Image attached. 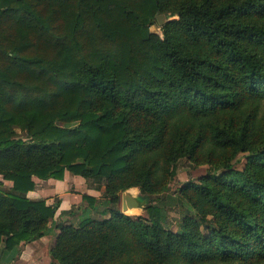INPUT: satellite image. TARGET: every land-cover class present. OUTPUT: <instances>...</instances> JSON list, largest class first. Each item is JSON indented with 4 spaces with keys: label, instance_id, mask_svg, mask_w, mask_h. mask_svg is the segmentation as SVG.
Returning <instances> with one entry per match:
<instances>
[{
    "label": "trees",
    "instance_id": "obj_1",
    "mask_svg": "<svg viewBox=\"0 0 264 264\" xmlns=\"http://www.w3.org/2000/svg\"><path fill=\"white\" fill-rule=\"evenodd\" d=\"M181 158L208 170L172 230ZM65 170L104 183L107 218L27 196ZM0 175L8 260L57 227L55 264H264V0H0ZM132 187L147 217L116 208Z\"/></svg>",
    "mask_w": 264,
    "mask_h": 264
},
{
    "label": "crops",
    "instance_id": "obj_2",
    "mask_svg": "<svg viewBox=\"0 0 264 264\" xmlns=\"http://www.w3.org/2000/svg\"><path fill=\"white\" fill-rule=\"evenodd\" d=\"M33 180L35 181V187L27 192V196L31 199H45L47 203L58 200V208L54 217L56 222H62L63 220L59 219L62 217H64L63 219L65 222H68L67 218L69 215H65L62 212L68 211L73 207H76L75 211H77V213H81V209H83L82 211L86 213L87 211L90 213L89 211L91 210L97 211L99 215H103V217H106L105 214L108 215L106 210L102 213V210L98 209V204L104 191L102 185L96 187L91 181L69 170L64 171L62 179H55L52 177L41 179L34 176ZM0 181L6 188L12 186V182L2 179L1 175ZM134 189L139 192L137 187H132L121 193L119 203L117 204L119 210L122 209L123 204L127 206L128 203H131V201L121 198L123 194L126 195V193L129 192L130 196H138ZM84 194L95 199V207L89 205L86 207V204H83L84 202L87 203L86 200L82 199V195ZM126 209L130 211L129 213H137L142 210V207L138 205L137 207H129ZM58 232L59 229L57 227H52L50 233L38 239L30 242H20L17 246V253L10 260L7 259V255L4 254L2 256L0 253V264H55L51 258L50 249L55 243Z\"/></svg>",
    "mask_w": 264,
    "mask_h": 264
},
{
    "label": "rangeland",
    "instance_id": "obj_3",
    "mask_svg": "<svg viewBox=\"0 0 264 264\" xmlns=\"http://www.w3.org/2000/svg\"><path fill=\"white\" fill-rule=\"evenodd\" d=\"M161 14H163L164 17H161L159 20L158 15H161ZM172 18H177V15H175L174 13L170 14L168 16H166L164 13L157 14L156 15V22L150 26V30L153 32H157L160 35V25H162L167 20L172 19ZM18 136H20L23 139L26 138L25 132L18 131ZM236 166L241 167L242 164L240 163ZM207 170L208 169H207L206 165L196 166V165L192 164L186 158H181L180 160H178V162L176 164V175H175L174 179L172 180V182L170 183L168 190L166 192L162 193L161 195H158L156 198V201L154 200L157 204L163 206V212L164 213H163L162 223L165 227L172 229V230H176L178 227V222H179L180 218L184 214H191V212H192L187 208V206H185L179 200L177 188L181 184H183L184 182L188 181L189 179L196 180L201 174L205 173ZM101 185L105 189L104 183H102ZM137 188L139 189V187H137ZM134 191L136 192L137 195L141 194L140 189H139V192L135 189H134ZM103 193H104V191H103ZM145 197H146V200L144 201V203H147L148 199L152 200L150 198V196H148V195H146ZM103 198L104 197L102 196L100 201ZM83 204L84 205L86 204V207H88V204L86 202H84ZM116 208H117V206H116ZM75 209H76V207H73L70 209L72 211V213H65V215H69L67 218L68 222L64 221V219H63L64 217L59 218V219L63 220L62 221L63 223H72L74 225L78 224L80 222L81 218L84 216V211H82L83 209H81V213H77V211H75ZM98 209L99 210H106L107 211L106 213H108V215H110L109 208H108L107 204L99 203ZM120 211H123L124 213L129 214V215H142L144 217L148 216L147 212H145L143 210V208H142V210H140L137 213H129L130 211H128V209H126V210L121 209ZM89 212L90 213H88V211H87V213L86 212L85 213L88 217L93 218V219H102V218L108 217V215H106V214H105L106 217H103V215H99V213L97 211H91L90 210Z\"/></svg>",
    "mask_w": 264,
    "mask_h": 264
},
{
    "label": "water",
    "instance_id": "obj_4",
    "mask_svg": "<svg viewBox=\"0 0 264 264\" xmlns=\"http://www.w3.org/2000/svg\"><path fill=\"white\" fill-rule=\"evenodd\" d=\"M161 17H164L163 14L158 15V19L160 20ZM121 198L126 199L127 201H131V203H128L127 206L126 205H122V209L126 210V208L129 207H137L139 205L138 200L136 199V197L130 196V193L127 192L126 195H122Z\"/></svg>",
    "mask_w": 264,
    "mask_h": 264
},
{
    "label": "bare ground",
    "instance_id": "obj_5",
    "mask_svg": "<svg viewBox=\"0 0 264 264\" xmlns=\"http://www.w3.org/2000/svg\"><path fill=\"white\" fill-rule=\"evenodd\" d=\"M132 210V209H131Z\"/></svg>",
    "mask_w": 264,
    "mask_h": 264
}]
</instances>
